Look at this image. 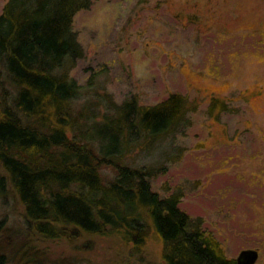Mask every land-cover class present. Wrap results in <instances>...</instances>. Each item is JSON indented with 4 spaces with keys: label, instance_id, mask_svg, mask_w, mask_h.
Returning <instances> with one entry per match:
<instances>
[{
    "label": "rangeland",
    "instance_id": "1",
    "mask_svg": "<svg viewBox=\"0 0 264 264\" xmlns=\"http://www.w3.org/2000/svg\"><path fill=\"white\" fill-rule=\"evenodd\" d=\"M74 29L84 54L71 74L100 115L108 96H188L190 125L137 161L157 169L155 192L182 191L180 208L229 259L253 248L264 264V0H93ZM213 97L230 111L209 115ZM103 174L109 181L112 169ZM24 214L13 193L0 197L4 264H166L153 233L136 255L117 236L41 239Z\"/></svg>",
    "mask_w": 264,
    "mask_h": 264
},
{
    "label": "trees",
    "instance_id": "2",
    "mask_svg": "<svg viewBox=\"0 0 264 264\" xmlns=\"http://www.w3.org/2000/svg\"><path fill=\"white\" fill-rule=\"evenodd\" d=\"M92 3L8 0L0 14V197L19 199L41 239L117 236L140 255L153 233L166 264H237L180 208L182 191L161 196L151 183L157 169L137 161L190 125L188 96L152 105L108 96L101 115L94 100L80 101L74 18ZM227 111L215 97L207 109Z\"/></svg>",
    "mask_w": 264,
    "mask_h": 264
},
{
    "label": "water",
    "instance_id": "3",
    "mask_svg": "<svg viewBox=\"0 0 264 264\" xmlns=\"http://www.w3.org/2000/svg\"><path fill=\"white\" fill-rule=\"evenodd\" d=\"M259 257V252L257 249L249 248L242 250L236 261L237 264H255Z\"/></svg>",
    "mask_w": 264,
    "mask_h": 264
}]
</instances>
